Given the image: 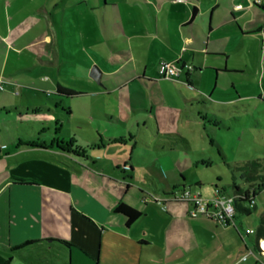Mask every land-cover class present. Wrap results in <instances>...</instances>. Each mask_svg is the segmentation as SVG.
I'll list each match as a JSON object with an SVG mask.
<instances>
[{"label":"crops","instance_id":"obj_1","mask_svg":"<svg viewBox=\"0 0 264 264\" xmlns=\"http://www.w3.org/2000/svg\"><path fill=\"white\" fill-rule=\"evenodd\" d=\"M263 28L264 0H0V264H249L251 257L259 259L264 211L257 231L243 219L253 215L257 202L249 216L236 213L231 226L190 217L185 202L167 200L165 207L155 202L174 188L201 195L200 170L209 168L211 160L182 131L179 101L149 64L157 72L163 61L193 67L182 74L178 88L212 143L211 131L227 125V112L250 101L239 92L249 86L228 74L252 72L246 61L259 44L264 47ZM69 41L85 62L66 50ZM104 42L123 53L124 60L114 56L116 62L109 64L102 53L90 50ZM67 58L83 65L79 77L87 85L62 75L59 69ZM93 65L101 71L103 88L89 77ZM242 67L246 70L237 71ZM256 72L264 78V62ZM114 75L125 78L116 86ZM59 84L76 96L58 95ZM183 86L197 89L202 102ZM134 91L147 98L139 106ZM103 94L118 100L112 114L100 110L102 129L96 109L87 104L86 111L84 104ZM213 94L224 98L216 100ZM208 102L213 108L209 115L201 106L209 108ZM77 110L97 119L100 135L90 136L82 128L93 124L79 118ZM217 111L226 113L221 117ZM55 138L87 150L88 157L54 146L18 147L36 141L47 145ZM244 162L229 165L231 186H222L219 177L207 198L215 189L232 195V184L240 180V187L247 185L234 169ZM146 179L162 194L149 200ZM263 196L264 191L258 198ZM119 203L141 216L127 225V218L114 211ZM248 234L255 235L254 241Z\"/></svg>","mask_w":264,"mask_h":264},{"label":"rangeland","instance_id":"obj_2","mask_svg":"<svg viewBox=\"0 0 264 264\" xmlns=\"http://www.w3.org/2000/svg\"><path fill=\"white\" fill-rule=\"evenodd\" d=\"M260 36L263 43L264 35L260 33ZM72 42L69 41L68 45H66V50L72 51L73 53H77L78 56L81 58V60L85 62L84 61L85 57L82 54L78 53L80 48L78 46L70 44ZM90 50L95 53H102L104 55V58L109 60V64L110 62L112 63L116 62L114 56L121 58V60H124L123 57L124 54L114 51V49L110 47V45L107 42L94 43L93 48H91ZM254 53H256L259 56L258 60L261 66V64H263L264 62V47H262L259 44L257 52L252 51L251 59L246 61V63L248 64V68H250L252 72L249 73L246 71L245 73H241L239 75L228 74V77L239 80L240 82L245 83L249 86L248 88L245 89L239 88V92L242 95L246 96L247 98H250V101L239 103L238 106L233 107L232 110H230V112H227L228 116L226 117L223 116V114L226 112L223 113V111H217L221 117L227 119L226 120L227 125L225 127L220 126L219 129L217 128L212 129L210 134L213 141L212 143H210L209 139H207L204 136V133L202 132L200 125L196 121V118L189 111L190 108L186 107L181 97V93L178 88L179 84L177 83V81L171 79H160L164 85H167L172 89V92L176 95V98L179 101V106L183 112V121H184L182 125L183 126L182 131L184 132V134L188 136L194 149L204 157L206 158L208 157L211 160L210 167L209 168L203 167L200 170L201 173L199 174L203 184V189L201 190L202 193L201 195L203 198H207L206 196L207 191H209L211 184H213L215 180L219 177H221L220 184L222 186L230 185L232 178H231L229 165H231L232 163L253 160L256 158H262L264 163V78L262 79V76H260L256 72L260 66L257 65V61ZM62 62L63 64H61L59 70L62 73V75L66 77L63 78H65L67 81H72V82H78L79 80H81L80 82L85 83L87 85V83L85 81H82V79L79 77L80 72H84L83 71L84 67L82 64H80L79 61H77L76 59L67 58V59H62ZM142 65H144V63H142ZM149 70L152 71L155 76L159 77V73L157 72L155 66L152 63L149 64ZM245 70L246 67H242L241 70H237V71H245ZM226 71L229 70L226 69ZM124 73L126 72L124 71L122 74ZM56 74L58 75V72H56ZM124 78L125 77H123L122 75H114L112 77V84L117 86L118 81L124 80ZM95 83L99 85L101 88L104 87L103 83L101 82L95 81ZM234 83L236 86L238 85L237 81H234ZM183 87L185 89L184 90L185 93L188 96L190 95L191 97H194L197 100H200V102H202L201 99L202 96L200 95L197 89L191 87L188 88L185 86ZM134 92H135L133 96L134 104L139 106L141 100L146 101L147 98L143 96V94L137 91ZM212 96L216 100L224 98L223 96H219L217 94H213ZM204 98L207 100L209 99L207 94ZM119 99L127 107L129 114L134 116V112L131 110V107L128 105V102L124 100V98L122 97ZM92 100L94 102L92 103L86 102L84 104L85 107L84 110L88 111L90 108H93L94 110L96 109L95 112L97 113V116L99 117V119L102 120L100 125L101 128L103 129L105 127V124L103 122L104 115L101 113L100 110H104V112L112 114L113 108L115 107V105H117L118 97L116 95L107 96L106 94H103L100 96H93ZM168 100L170 104H173L172 103L173 101L171 99ZM211 100L214 99L211 98ZM87 104L91 106L89 107V109L87 107ZM208 104H209L208 105L209 108L203 107L202 104L201 106L206 113L209 112L208 113L209 115L213 113V108L210 102H208ZM73 110H75V108H73ZM220 110H222V108ZM77 111L79 113V110ZM79 118L87 120L88 122H90V124H93L91 126L82 127L84 128V130H87V133L90 136L100 135V132L97 130V126H95V124H97L96 118L90 116L89 114H83V113H79ZM72 120H74V118H72ZM128 121L129 123L132 122L131 119H128ZM108 130H110V127L108 128ZM239 180H240L239 175L234 174V181L239 182ZM238 185L242 186L241 180ZM145 190L147 192L146 197L148 199L154 198L155 193H157L158 195L159 193H161L158 189L157 190L154 189L151 183L147 179L145 180ZM228 190L231 191V187ZM231 192L233 193V190ZM256 202L258 208L255 210L253 215L247 219L243 218L246 224L245 226L248 229H252L254 231H257V228L259 226L260 215L264 211V196L262 197V199L258 198ZM248 235H249L248 239L254 241L255 235H250V234ZM257 248H258V256H260V258L257 259L258 257L257 258L251 257L249 260V264L263 263L261 259H264V252L263 254L261 253L260 251L261 247H259V245H257Z\"/></svg>","mask_w":264,"mask_h":264},{"label":"trees","instance_id":"obj_3","mask_svg":"<svg viewBox=\"0 0 264 264\" xmlns=\"http://www.w3.org/2000/svg\"><path fill=\"white\" fill-rule=\"evenodd\" d=\"M264 31V28H263ZM186 84H189V82L185 79L184 81ZM57 94L62 97H74L76 96L77 92L72 90L71 88H68L63 85H57ZM55 134L58 133V128L55 129ZM24 142L20 143L18 147H41V148H52L53 146L57 149L73 154L75 156H82V157H88V151L78 149L79 147L75 146L73 142L67 141L62 142L58 140L57 138L53 139L49 144L44 145V143L40 142ZM61 142V143H60ZM64 143V145H63ZM236 171H239L243 178L245 183L244 187H240L236 185L235 183L232 184L233 187V193L234 195V208L237 214H244L246 216H249L255 206L256 198L260 196V194L264 191V163L262 158H256L253 160H248L244 163H241L240 165H237L234 168ZM174 188L172 192L169 193V195H173L177 193L178 191H175ZM184 190V188L182 189ZM116 213L124 215L127 219L126 224L130 225L135 220H137L141 213L137 211L136 209L124 204L119 203L114 210ZM231 226V225H226ZM257 240V245L258 241ZM26 244H29V242H25L23 244H20L16 247H13V250H16L18 248H21L22 246H25ZM65 244L69 245L65 242Z\"/></svg>","mask_w":264,"mask_h":264},{"label":"built area","instance_id":"obj_4","mask_svg":"<svg viewBox=\"0 0 264 264\" xmlns=\"http://www.w3.org/2000/svg\"><path fill=\"white\" fill-rule=\"evenodd\" d=\"M257 3L260 0H256ZM239 8V6H237ZM193 67L187 63L179 61L161 62L158 73L163 79H171L179 81L183 73L192 71ZM5 147V146H3ZM181 201L190 205L188 215L192 218L197 216H204L220 225H234L236 211L234 208V195H223L219 189L214 190V195L211 198H203L199 193H192L189 189H184L173 195H168L165 199H155V202L162 207H165V201ZM253 233V231H248ZM264 240H259L258 245L261 247L260 251L263 254L262 248ZM248 255H254L252 251ZM247 255L242 260H246Z\"/></svg>","mask_w":264,"mask_h":264},{"label":"water","instance_id":"obj_5","mask_svg":"<svg viewBox=\"0 0 264 264\" xmlns=\"http://www.w3.org/2000/svg\"><path fill=\"white\" fill-rule=\"evenodd\" d=\"M90 77L97 82H100L101 71L98 66L93 65L89 73Z\"/></svg>","mask_w":264,"mask_h":264},{"label":"bare ground","instance_id":"obj_6","mask_svg":"<svg viewBox=\"0 0 264 264\" xmlns=\"http://www.w3.org/2000/svg\"><path fill=\"white\" fill-rule=\"evenodd\" d=\"M262 248H263V250H264V243H262Z\"/></svg>","mask_w":264,"mask_h":264}]
</instances>
